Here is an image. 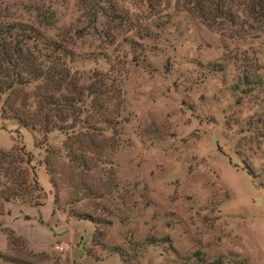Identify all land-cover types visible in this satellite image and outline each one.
Returning <instances> with one entry per match:
<instances>
[{"label":"rangeland","instance_id":"obj_1","mask_svg":"<svg viewBox=\"0 0 264 264\" xmlns=\"http://www.w3.org/2000/svg\"><path fill=\"white\" fill-rule=\"evenodd\" d=\"M177 2L0 0V25L60 42L78 86L120 90L112 123L96 125L102 153L85 160L67 155L70 129L24 127L0 97V150L24 147L46 195L28 215L0 203V264H65L70 251L74 264H264V40L222 35ZM35 86L16 89L17 109Z\"/></svg>","mask_w":264,"mask_h":264},{"label":"trees","instance_id":"obj_2","mask_svg":"<svg viewBox=\"0 0 264 264\" xmlns=\"http://www.w3.org/2000/svg\"><path fill=\"white\" fill-rule=\"evenodd\" d=\"M144 2L152 7L159 0ZM177 4L222 35L233 29L245 35L255 31L264 40V0H178ZM66 51L60 42L40 43L33 30L0 25V97L6 96L9 112L24 127L39 130L42 135L70 129L71 136L63 143L67 155L75 158L77 153H84L85 160L88 158L85 153L94 156H98L100 151L102 153L104 146L95 140L96 125L112 123L107 115L108 103L115 95L120 97V90L107 88L104 83L91 84L88 89L78 86L79 79L62 59ZM25 84L36 85L30 111L22 109L25 103L19 106L20 110L17 109V100H13L17 97L16 89ZM93 87L97 90L93 91ZM90 97H93L89 106L92 112L88 114L83 107ZM32 163L33 158L24 147L8 152L0 150V176L3 179L0 180V203L19 201L35 208L44 205L46 195L36 181ZM76 164L83 166L84 170L89 169L88 161L85 164L78 160ZM45 167L52 185H55V166L50 157L45 160ZM80 183L87 187L85 191L99 190L96 183ZM93 193L94 196L97 194Z\"/></svg>","mask_w":264,"mask_h":264},{"label":"crops","instance_id":"obj_3","mask_svg":"<svg viewBox=\"0 0 264 264\" xmlns=\"http://www.w3.org/2000/svg\"><path fill=\"white\" fill-rule=\"evenodd\" d=\"M44 188V187H43ZM44 190H46V191H48V192H50V190H51V185L50 184H48L47 185V188H44ZM16 205V204H15ZM45 205V204H44ZM43 205V206H44ZM17 206V205H16ZM42 206V207H43ZM10 206H8V210L10 211V208H9ZM23 207V206H22ZM42 207H39V208H35V209H40V208H42ZM23 208H26V207H23ZM32 208H34V207H30V208H28V210L26 209L25 210V212H26V214L28 215V214H30L29 212H30V209H32ZM17 211H19L18 209H17ZM36 212H38V211H36ZM31 217V216H30ZM36 220V217H32V220H31V222H33L34 223V221ZM14 229H16V227H14ZM20 234V233H19ZM63 244V243H62ZM39 247H36L34 244L33 245H30V251H32V252H34V253H43V250L42 249H38ZM71 252V251H70ZM69 252V254L67 253L66 255H68L67 256V258L68 259H66V260H64V263L65 264H74L75 263V257L76 256H74L73 255V253H70ZM66 255H65V257H66Z\"/></svg>","mask_w":264,"mask_h":264},{"label":"built area","instance_id":"obj_4","mask_svg":"<svg viewBox=\"0 0 264 264\" xmlns=\"http://www.w3.org/2000/svg\"><path fill=\"white\" fill-rule=\"evenodd\" d=\"M55 249H56V251H59V252L64 251V249L62 247H60V246L56 247Z\"/></svg>","mask_w":264,"mask_h":264}]
</instances>
